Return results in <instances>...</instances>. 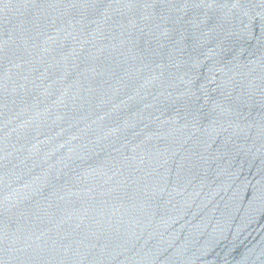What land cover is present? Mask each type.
<instances>
[{"label": "water", "instance_id": "obj_1", "mask_svg": "<svg viewBox=\"0 0 264 264\" xmlns=\"http://www.w3.org/2000/svg\"><path fill=\"white\" fill-rule=\"evenodd\" d=\"M0 264H264V0H0Z\"/></svg>", "mask_w": 264, "mask_h": 264}]
</instances>
